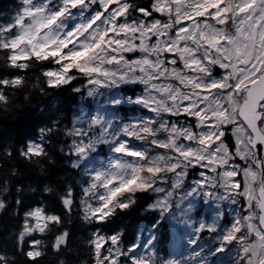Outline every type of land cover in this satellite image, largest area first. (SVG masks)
Here are the masks:
<instances>
[{
    "label": "snow or ice",
    "instance_id": "1",
    "mask_svg": "<svg viewBox=\"0 0 264 264\" xmlns=\"http://www.w3.org/2000/svg\"><path fill=\"white\" fill-rule=\"evenodd\" d=\"M125 83L141 86L128 101L148 119L118 130L98 115L86 127L53 120L23 143L0 141V214L11 219L0 223V264L16 259L13 237L23 264L49 254L58 264H213L224 252L231 264H264V0H17L0 13V112L19 110L31 89L93 97ZM129 140L142 147L129 151ZM98 143L112 155L90 161ZM53 151L72 158L75 182L49 179ZM138 194L153 197L145 210L181 221L197 198L226 202L232 220L223 231L202 221L187 250L161 255L154 236L125 245L116 228L127 226L106 223ZM74 220L86 235L73 234ZM202 233H216L213 247Z\"/></svg>",
    "mask_w": 264,
    "mask_h": 264
},
{
    "label": "trees",
    "instance_id": "2",
    "mask_svg": "<svg viewBox=\"0 0 264 264\" xmlns=\"http://www.w3.org/2000/svg\"><path fill=\"white\" fill-rule=\"evenodd\" d=\"M17 0H0V13H7ZM78 86V85H75ZM141 91V86L137 84H122L119 87V96L135 97ZM31 97L29 101L21 105L19 110L10 111L8 113L0 112V141L11 140L15 143H23L29 138H35L38 130L53 120L60 122L65 126H70L73 122H77L78 118L84 112H91L95 109L94 97H89L84 93L74 92L72 88L64 86L59 89H49L47 95H42L37 89H31ZM113 119L119 123L128 122L130 119H141L147 117L148 111L139 107L135 103L132 105L115 104L112 107ZM64 142H67L65 138ZM55 156V164L50 166L51 175L49 179H54L57 176H63L65 180L75 182L79 178L78 168L71 167L72 158L61 153L53 151ZM80 167H83L81 164ZM34 196L35 194H29ZM151 195L138 194L136 205L126 210L124 213H119L114 216L111 221L106 223L116 225H126L127 227H117L116 231L121 233V240L125 245L138 243L148 230V226L159 219V223L154 231V247L160 252L172 242L173 234H169V228L166 227L168 219L166 214H161L158 210H145V206L152 201ZM198 209L200 208L197 207ZM197 209V211H198ZM11 212V209H9ZM226 218V217H225ZM11 219L4 214H0V223H10ZM16 223L17 231L19 230L18 222ZM224 224H226L224 222ZM3 227V225H0ZM12 225L9 226L11 230ZM94 226H87L88 229ZM72 230L74 235H86L80 232V221L72 222ZM107 231V229H103ZM8 235L7 232L4 233ZM46 244H51L50 237L44 238ZM15 247L16 259H11V255L7 258V264H23V258L19 254L18 242L15 237L8 242V252L12 253ZM83 256V250L81 252ZM69 264H71V257ZM41 264H58V258H53L51 254L43 257Z\"/></svg>",
    "mask_w": 264,
    "mask_h": 264
},
{
    "label": "rangeland",
    "instance_id": "3",
    "mask_svg": "<svg viewBox=\"0 0 264 264\" xmlns=\"http://www.w3.org/2000/svg\"><path fill=\"white\" fill-rule=\"evenodd\" d=\"M127 84V83H125ZM122 85V84H121ZM119 86H117L116 89H104L101 90L100 95H94V102L96 104L95 109L91 112H84L77 120V122L82 126H87L86 121L87 118L90 116H100L106 121H113L114 127L118 130L119 127L128 124V123H134L138 122L141 119H148L149 114L147 113V117H143L141 119H130L128 122L119 123L117 120L113 119V105L109 104V101L112 97L121 98L119 96ZM136 97V96H135ZM135 97H124L121 98L123 100V104L125 105H132L134 103H130L128 101V98H135ZM121 104V103H119ZM139 107H142L140 104L135 103ZM143 108V107H142ZM148 111V110H147ZM110 144L108 143H98V145L94 148L90 161H101L105 158H108L112 155L110 151ZM127 147L129 151L133 150H139L142 145L139 141L135 140H129L127 143ZM126 160L134 159L133 157H124ZM83 165V164H82ZM84 166V165H83ZM89 166H91V163H89ZM200 208L198 209L197 207ZM198 209V211H197ZM229 206L226 202H215V201H205L202 198H197L195 202V206L191 213H189L183 221L179 220L178 218L174 217L171 213L166 214L168 219V224L166 225L167 228H169V234H173V240L172 242L169 241V245L164 249L163 252H160L161 255H167L169 253H175V252H184L187 250L188 245L187 241L190 238L192 234V228L194 225L200 223V222H206V223H216L218 226V229L220 231H223L225 228H227L232 220V217L228 215ZM220 217L219 220H217V217ZM226 217V218H225ZM224 222L226 224H224ZM154 236L155 234L153 232H147L143 237ZM216 233L211 234V236L208 233H202L201 234V240L199 243L203 246L213 247V240ZM146 239V240H147ZM145 239H140L137 244L142 245L145 241ZM213 264H231V253L230 252H224L217 254L213 258Z\"/></svg>",
    "mask_w": 264,
    "mask_h": 264
}]
</instances>
